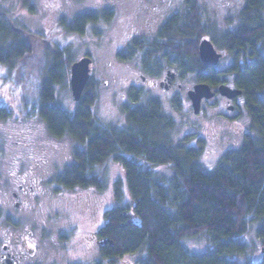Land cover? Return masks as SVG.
Here are the masks:
<instances>
[{"label": "rangeland", "instance_id": "rangeland-1", "mask_svg": "<svg viewBox=\"0 0 264 264\" xmlns=\"http://www.w3.org/2000/svg\"><path fill=\"white\" fill-rule=\"evenodd\" d=\"M192 3L206 28V38L215 43V48L222 55L214 69L225 84L231 86L233 74L229 69L235 58L225 50L224 36L239 27L245 0H0V13L8 14L31 36L27 37L21 31L31 53L16 62L13 68L0 67V108L10 113L8 118L0 119V205H7L3 212L0 209V216L8 212L13 214L18 226L11 230L2 217L0 233L7 230L21 235L31 234L36 241L37 253L29 264H94L103 260L97 233L105 224V212L115 206L113 187L122 176L121 166L109 159L94 169L104 178L102 191L93 187L70 191L56 185V177L73 163L75 150L84 148L69 136H51L46 124L35 113L42 80L52 63L53 52L49 46L66 51L64 57L69 59L64 83L55 88L57 105L69 113L76 110L80 101H74L71 94L70 66L83 57H90L92 69L88 82L96 97L92 112L107 127L125 129L126 110L145 108L156 100L171 124L165 131L166 141L172 145L184 142L187 148H197L200 141L203 149L199 163L208 171H213L226 153L238 150L246 135L254 136L242 91L231 99L237 98L239 104L233 102L236 105L234 117L221 99L224 96L217 92L220 85L213 87L216 96L203 100L200 111L194 114L187 96L188 91L200 83L194 73L182 74L176 63L170 61L166 64L161 59L162 68L158 74L152 75L145 68L143 51L139 50L129 60L120 56L130 49L134 41L159 39L158 31L149 33L143 27L147 18L154 16L155 10L163 17V22L175 17L189 18ZM151 8L153 11L150 12ZM111 11L114 15L110 21L91 25L82 35L69 34L64 28L72 27L80 15H101ZM260 45L264 46V43ZM239 57L237 59L241 61ZM167 72L175 77L173 86L165 89L155 85V82L167 80ZM18 158L25 162L23 167L28 169L27 173L36 171L35 160L48 158L50 163L49 167L43 166L39 173L35 172V175H43L42 185L47 195L33 201L24 210L9 208L6 194L13 189L8 177L11 171L17 170ZM156 171L160 177L172 174L168 167H158ZM53 193L58 195V200L49 198ZM123 195L130 201L125 187ZM57 211L66 213L67 218L57 215ZM258 228V223L250 226L244 237L249 249L245 255L233 257L234 260L246 263L263 256L264 247ZM70 230L73 233L66 242L64 237ZM184 244L197 254L210 247L204 235ZM142 257L143 254L138 252L118 258L113 264H141ZM103 263L110 264L105 259Z\"/></svg>", "mask_w": 264, "mask_h": 264}, {"label": "trees", "instance_id": "trees-1", "mask_svg": "<svg viewBox=\"0 0 264 264\" xmlns=\"http://www.w3.org/2000/svg\"><path fill=\"white\" fill-rule=\"evenodd\" d=\"M191 5L189 18L175 17L163 26L158 36L162 41H134L121 58L129 60L141 50L152 75L158 74L163 59L166 64L176 63L182 74L194 73L197 82L212 87L224 84L214 68L199 60L197 47L206 38V28L196 5ZM112 17V12L84 14L64 28L82 35L89 26ZM21 31L31 37L8 14L0 13V67L13 68L31 53ZM224 37L225 50L235 58L229 73L245 98L254 136L246 135L241 147L226 153L213 171L199 163L200 141L197 148L166 141L171 124L156 100L145 108L126 110L125 129L107 127L94 117L96 97L90 82L73 113L61 109L55 88L64 83L69 59L64 57L66 51L49 46L52 63L42 80L35 113L51 136H69L84 148L75 150L73 163L55 183L65 190L102 191L104 178L94 169L109 159L122 168L113 187L115 206L105 212V224L97 233L101 257L110 264L138 252L143 254L141 264H264V254L246 263L233 258L247 253L244 237L254 223L259 225L264 247V46L260 45L264 43V0H245L239 27ZM9 115L0 108V119ZM158 167H168L172 174L160 177ZM124 187L130 201L124 199ZM202 235L209 249L200 254L189 251L185 241ZM103 260L94 264H104Z\"/></svg>", "mask_w": 264, "mask_h": 264}, {"label": "flooded vegetation", "instance_id": "flooded-vegetation-1", "mask_svg": "<svg viewBox=\"0 0 264 264\" xmlns=\"http://www.w3.org/2000/svg\"><path fill=\"white\" fill-rule=\"evenodd\" d=\"M105 1L108 2V0H105ZM124 1H131V0H124ZM151 11H153L152 8L150 9V12ZM156 11L157 10H155V14L154 13L152 14L154 16L150 17V19L147 18V23H145L143 26L144 29L149 33L157 32V31L159 32L163 28V26L166 25L169 21L168 20V21L163 22V17L160 14H158ZM111 12L113 13V11ZM100 22L103 23L104 21L101 20ZM151 41H144V42L146 43V42H151ZM91 65H90V77H91V69H92ZM174 79L175 77L171 78L170 80L168 78L167 80L163 79V81L155 82V85H158L159 87L163 86V88L165 87V89H169L173 86ZM219 85H217V87ZM225 85L229 86L231 89H237L235 88L234 85H231V86L228 84H225ZM211 89L215 93L214 95L215 97L216 90H214L213 87H211ZM221 99L224 100L225 104H227L228 110L231 111L232 113V117L236 116V114H234L236 112L235 111L236 105L233 104V102L234 101L236 102L237 98L232 101L224 97H221ZM236 104L239 105L237 102ZM35 161L37 165L36 171H38V173L43 168V166H46V167L50 166L48 158L45 160L41 159L39 161L37 160ZM18 162L19 164H18L17 170L11 171L8 177V182L13 189H11L10 194L6 192L8 196V207L11 208L12 210L14 209L24 210L25 207L31 206L33 201L36 202L37 199L43 198L44 195H47L46 189L42 185V181L44 180L41 177H43V175L42 174L35 175L36 171L27 173L28 169L27 168L25 169L23 167L25 166L24 165L25 162L22 161L20 158H18ZM58 188L61 189L62 187L58 186ZM49 198L53 200L59 199L58 195L55 193L51 194ZM5 206L7 207L6 204L0 205V209L2 210V212L5 210ZM8 213H6L5 216H2L5 222V225L11 228V230H15L18 226L14 222L13 214L9 215ZM56 214L61 215V217L63 216L64 218H67V215L64 212L57 211ZM2 217L0 216V218ZM67 233L69 235H66L64 237L65 239L64 241L66 242L71 238L72 235L70 234H72L73 232L70 230V232H67ZM98 243L99 245L101 244L100 241H98ZM36 253H37L36 241H34L31 238V234L21 235L20 233H16V232H7V230L0 233V264H29V261L35 258ZM34 264H39V262H35Z\"/></svg>", "mask_w": 264, "mask_h": 264}, {"label": "water", "instance_id": "water-1", "mask_svg": "<svg viewBox=\"0 0 264 264\" xmlns=\"http://www.w3.org/2000/svg\"><path fill=\"white\" fill-rule=\"evenodd\" d=\"M221 53L217 51L212 42L208 39H202L198 45V57L200 62L206 66L215 68L218 64ZM92 61L89 57H83L78 61H75L70 66L69 85L72 97L74 101L78 102L82 96L90 79V65ZM174 75L167 72V78L170 80ZM167 88V87H166ZM217 92L228 99H233L241 94L238 89H231L229 86L221 84ZM215 93L211 90V87L205 83H198L188 91L187 96L191 102L192 110L194 114H198L200 111L201 103L203 100L211 99Z\"/></svg>", "mask_w": 264, "mask_h": 264}]
</instances>
